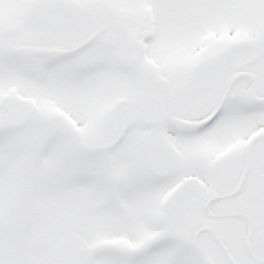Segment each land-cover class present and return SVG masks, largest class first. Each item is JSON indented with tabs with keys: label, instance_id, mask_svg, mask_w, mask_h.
Returning <instances> with one entry per match:
<instances>
[{
	"label": "snow or ice",
	"instance_id": "1",
	"mask_svg": "<svg viewBox=\"0 0 264 264\" xmlns=\"http://www.w3.org/2000/svg\"><path fill=\"white\" fill-rule=\"evenodd\" d=\"M0 264H264V0H0Z\"/></svg>",
	"mask_w": 264,
	"mask_h": 264
}]
</instances>
